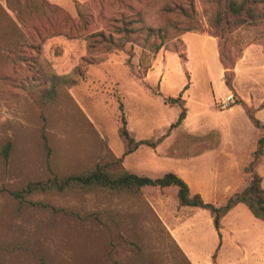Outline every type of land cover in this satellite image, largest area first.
Wrapping results in <instances>:
<instances>
[{
    "label": "rangeland",
    "instance_id": "obj_1",
    "mask_svg": "<svg viewBox=\"0 0 264 264\" xmlns=\"http://www.w3.org/2000/svg\"><path fill=\"white\" fill-rule=\"evenodd\" d=\"M175 4L184 5L190 16L166 9ZM259 7L264 10V4ZM218 8L219 0H0V147L12 144L7 161L0 155V264L211 262L213 252L206 244H187L197 257L192 250L186 255L162 217L163 211L165 219L173 217L179 206L171 189L177 191L176 186H145L139 195L33 194L24 202L11 191L47 175L36 93L39 72L78 77L76 84L63 85L48 109L51 165L58 174L121 156L122 115L136 138L161 137L181 111L179 105L166 104L165 96L182 95L190 116L158 148L142 144L125 157V166L134 173L153 179L178 174L179 161L194 153L196 142L208 141L195 135L227 122L243 140L260 139L263 131L239 101L254 110L264 107V15L235 26L229 14L222 31L212 26ZM138 18L161 32L165 28L164 40L147 37L148 30L141 27L122 49L88 47L91 33L118 37L123 26L140 27L131 23ZM12 40L17 44L9 46ZM219 40L230 68L219 59ZM165 74L166 83L160 84ZM228 79L232 88L225 85ZM229 94L235 98L234 111L219 108ZM256 114L264 121V111ZM209 151L199 153L216 154ZM214 160L202 159L198 168L191 164L179 176L192 180L202 175L210 181L216 165L219 170L224 165ZM225 181L220 177L221 185Z\"/></svg>",
    "mask_w": 264,
    "mask_h": 264
},
{
    "label": "trees",
    "instance_id": "obj_2",
    "mask_svg": "<svg viewBox=\"0 0 264 264\" xmlns=\"http://www.w3.org/2000/svg\"><path fill=\"white\" fill-rule=\"evenodd\" d=\"M264 0H226L223 2L219 0V8L216 11L213 19L212 26L216 30H224L229 19V14L234 16L235 26L242 25L244 23H254L263 18L264 10L261 11L259 5H263ZM193 5L191 4V9ZM169 12L180 11L182 15H189L186 11V7L182 4H175L174 6H167ZM190 16V15H189ZM142 18L135 19L131 23H141L140 27L133 28L128 25L119 28L121 36L115 37L113 34H106L104 31H98L88 35V47L92 50H98L99 46L106 51H113L122 49L126 42L132 37V33L136 32L139 28H146L148 30L147 37L152 35H158L163 38L167 34V30L164 28L156 30L154 26L144 23ZM17 26V25H16ZM17 28H19L17 26ZM21 34L15 40L20 43L22 41ZM162 43V42H161ZM9 46L14 41H8ZM161 44L156 46L155 50L160 48ZM219 59L225 68L227 66L224 56V48L218 41ZM230 71L226 70V75ZM81 73H79V76ZM39 78L41 84H37L39 87L37 93L38 104L41 108V140L47 155V175L43 178L32 180L28 182L24 187L18 190H12L11 194L14 198L20 202L26 201L28 196L33 194H56L64 195L71 192H105L110 195H122L132 194L139 195L142 193V188L145 186H158L161 188L176 186L177 187V199L180 206H198L210 211L214 226L222 239L221 227L223 217L237 204H246L252 213L264 221V187L262 185L263 177L255 169L256 163L264 153V121L260 119L256 114V109L247 104L244 100L239 101V104L244 108L250 121L255 127L263 131V136L258 141L257 149L254 151L253 160L245 167V171L250 174V182L245 188L234 192L228 197L226 202L222 205H217L213 202H208L204 199L201 193H192L189 184L185 179L180 177L174 172H167L163 176L158 178H151L145 175H139L130 171L124 164L125 157L134 151H136L140 145L146 144L153 148H156L164 139L169 136V133L174 128L180 126L187 117L188 109L185 107V99L182 95L165 96L164 102L168 105H179L181 111L178 118L171 123L168 131L157 139L143 138L138 139L134 133L128 127V122L125 116L122 115V124L119 127V135L124 144V152L121 156H115L112 159H104L97 162L87 169L70 170L63 174H58L54 171L51 165V156L53 152L52 145L47 135V123H48V109L52 103L56 102L61 95L63 85H74L78 82V77H72L67 75L50 74L47 72H39ZM227 87L232 88L233 84L231 80L225 81ZM12 144L7 142L0 147V155L7 161L9 158ZM53 210L59 211L60 208L51 206ZM64 211V210H63ZM216 255H214L215 259Z\"/></svg>",
    "mask_w": 264,
    "mask_h": 264
},
{
    "label": "crops",
    "instance_id": "obj_3",
    "mask_svg": "<svg viewBox=\"0 0 264 264\" xmlns=\"http://www.w3.org/2000/svg\"><path fill=\"white\" fill-rule=\"evenodd\" d=\"M189 63L191 64V56ZM167 64L169 65V61ZM168 74H165L159 80L160 84L166 83ZM219 108H221L220 105ZM226 109L234 111V105ZM258 111H264V107L256 109V113ZM189 116L188 107L187 117L182 123ZM233 127L232 122H227L219 128L208 131L206 134L195 135L199 139L208 138V141L196 142L197 149H194V153L183 157L179 161L180 165H178V175H180L185 173L191 164H196V168H198L199 161L207 157L215 159L213 161L215 164H224L221 166V170H219L220 166L216 165L217 170L215 169L216 172L210 181L202 175L194 176L192 180L188 177H182L189 184L192 193H201L206 201L217 205L224 204L230 195L248 186L250 174L245 171V167L253 160V154L259 141V139L256 141L243 140V138L232 133ZM213 133L216 137H213ZM199 146H202V149L198 151ZM209 149L210 153L216 154L206 156L204 153H199L204 151L207 153ZM255 169L262 175V185L264 187V153L257 161ZM220 177L226 180L222 185L219 183ZM171 189L174 193L177 192L175 189ZM162 217L167 225L172 228L177 242L186 255L189 256V251L192 250L194 257H197L195 250L187 245L189 243H201L209 246L210 253L213 252L211 257L208 258L211 262L208 263L207 261L204 264H264V221L256 217L244 203L235 205L223 217L222 239L214 226L213 217L207 209L198 206L179 205L173 217L165 219L164 211ZM194 230H196L195 233H193ZM214 255H216L215 261H213Z\"/></svg>",
    "mask_w": 264,
    "mask_h": 264
},
{
    "label": "built area",
    "instance_id": "obj_4",
    "mask_svg": "<svg viewBox=\"0 0 264 264\" xmlns=\"http://www.w3.org/2000/svg\"><path fill=\"white\" fill-rule=\"evenodd\" d=\"M235 102V98L233 94H229L225 96L223 99L220 101V107L221 108H231L232 105Z\"/></svg>",
    "mask_w": 264,
    "mask_h": 264
}]
</instances>
